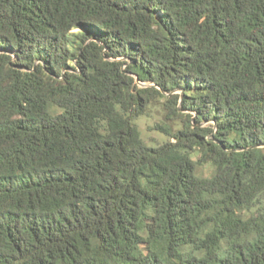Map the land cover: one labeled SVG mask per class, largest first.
Instances as JSON below:
<instances>
[{
    "label": "trees",
    "instance_id": "trees-1",
    "mask_svg": "<svg viewBox=\"0 0 264 264\" xmlns=\"http://www.w3.org/2000/svg\"><path fill=\"white\" fill-rule=\"evenodd\" d=\"M0 264H264V0H0Z\"/></svg>",
    "mask_w": 264,
    "mask_h": 264
},
{
    "label": "rangeland",
    "instance_id": "rangeland-1",
    "mask_svg": "<svg viewBox=\"0 0 264 264\" xmlns=\"http://www.w3.org/2000/svg\"><path fill=\"white\" fill-rule=\"evenodd\" d=\"M162 120L163 114L160 111L159 106L153 107L150 111V115L143 116L138 119V124L141 128L142 134L147 141L162 143L167 140V137H165L161 132L154 129L156 123ZM197 156V153L193 154L194 158H196ZM199 171L208 175L211 172V168L208 166H201Z\"/></svg>",
    "mask_w": 264,
    "mask_h": 264
}]
</instances>
